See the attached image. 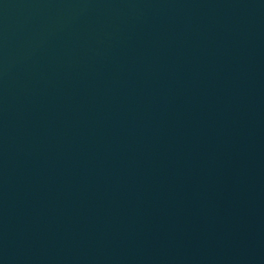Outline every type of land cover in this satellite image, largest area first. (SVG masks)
Masks as SVG:
<instances>
[{
    "label": "water",
    "instance_id": "obj_1",
    "mask_svg": "<svg viewBox=\"0 0 264 264\" xmlns=\"http://www.w3.org/2000/svg\"><path fill=\"white\" fill-rule=\"evenodd\" d=\"M0 264H264V0H0Z\"/></svg>",
    "mask_w": 264,
    "mask_h": 264
}]
</instances>
